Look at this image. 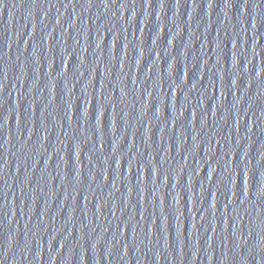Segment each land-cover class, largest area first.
<instances>
[{"label": "water", "instance_id": "1", "mask_svg": "<svg viewBox=\"0 0 264 264\" xmlns=\"http://www.w3.org/2000/svg\"><path fill=\"white\" fill-rule=\"evenodd\" d=\"M0 86V264H264V0H0Z\"/></svg>", "mask_w": 264, "mask_h": 264}, {"label": "snow or ice", "instance_id": "2", "mask_svg": "<svg viewBox=\"0 0 264 264\" xmlns=\"http://www.w3.org/2000/svg\"><path fill=\"white\" fill-rule=\"evenodd\" d=\"M104 2H105V4H107V0H104ZM245 2L247 3V0H245ZM89 3H92V0H89ZM0 87H2V86H0ZM152 175H153V177H155V175H156V172H155V170H152ZM155 191V190H154ZM178 219V218H177Z\"/></svg>", "mask_w": 264, "mask_h": 264}]
</instances>
